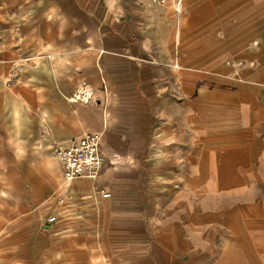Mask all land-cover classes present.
<instances>
[{
  "label": "rangeland",
  "instance_id": "obj_1",
  "mask_svg": "<svg viewBox=\"0 0 264 264\" xmlns=\"http://www.w3.org/2000/svg\"><path fill=\"white\" fill-rule=\"evenodd\" d=\"M181 1L178 8L153 0H0V37L14 47L9 65L0 60V122L9 128L5 147L25 154L27 163L41 155V180L26 187L29 201L23 204L35 197L30 209L43 222L75 180L63 183L52 145L34 141L37 79L64 60L80 71L88 57L100 54L101 63L121 59V75L102 83L107 90L101 109L108 115L123 105L118 88L124 82L130 107L145 111L151 126L136 217L120 213L107 219L106 244L116 263L128 253L129 223L139 252L152 253L155 243L162 246L166 239L178 248L212 225L223 227L219 205L225 200L227 217L256 233L251 240L262 256L257 264H264V0ZM171 32L172 55L185 60L181 84L176 61L162 48ZM19 43L25 47L20 55ZM224 147L230 149L228 187L222 184ZM225 191L231 195L224 199ZM214 195L223 198L219 204L212 202ZM13 196L17 192L0 185V214L9 215ZM67 222L54 226L57 257L94 251L86 261L101 263L103 230L101 240L73 241L82 233ZM218 231L208 246L197 244L200 254L218 252L223 243Z\"/></svg>",
  "mask_w": 264,
  "mask_h": 264
},
{
  "label": "crops",
  "instance_id": "obj_2",
  "mask_svg": "<svg viewBox=\"0 0 264 264\" xmlns=\"http://www.w3.org/2000/svg\"><path fill=\"white\" fill-rule=\"evenodd\" d=\"M58 11V7H53V14H57ZM172 38L171 32L162 48L169 57L172 56L170 57L172 60L176 61L177 64L174 66L177 68L176 74L181 84L185 60L181 59L179 54L172 55L176 48L171 42ZM175 38L177 41L181 40V33L177 32ZM10 45L9 42H5V38L0 37V60L7 65L12 62L14 53V47ZM20 50L25 52L24 45L20 49L19 43L18 55ZM60 65L55 68V71L44 73L37 79L33 106L34 141L50 145H68L72 139L85 133L103 132V166L96 178L80 176L74 179L69 189L64 191V199L51 206L54 212L49 216L56 215L58 218L54 222H47L48 216L41 222L36 212L33 213L30 209L36 206L35 197L28 205L23 204L24 201H29L26 187L29 184L38 185L41 180L43 170L41 155L34 154L27 163L25 154H17L5 147L8 146L9 140L4 135V131L7 132L9 128L1 121L0 185L17 192V196H15V203L7 205L9 215L0 214V256L3 257L5 264H91L86 261V258L91 255L96 256L97 253L94 251L88 253L83 250L77 255L66 254L60 258L57 257L59 232L54 231V226L68 219L67 224L78 227L82 233L80 236L71 237L73 241L101 240V229L103 230L104 257L101 263L94 264H119L116 263L112 250L106 244V234L110 229L107 219L120 213L129 220L136 217L139 201L142 198L141 193H143V153L151 121L145 111L130 107L129 92L124 82L119 84L118 88V96L123 100V105L120 108L113 107L111 114L108 115L107 109H101V96L107 90L101 89L102 83L105 79L111 80L114 76L121 75V59L117 62L101 63L100 54L99 57H88L82 60L80 71L73 70V65L68 60H64ZM135 65L137 66V62ZM82 84L94 91L95 98L88 102L72 101L70 99L72 93ZM18 112L24 113L25 106H19ZM24 123L25 121L21 120L22 131L25 129ZM223 149L222 184L228 187L230 185L229 174H227L230 149L227 147ZM211 169L215 168L211 166ZM103 190L110 191V196L104 197ZM221 195L225 199L231 195V192L225 191ZM222 199L214 195L212 202L219 204ZM224 203L225 200L219 205L222 207L220 215L223 224L219 231V228L212 225L208 233H202V230L189 240L181 242L178 248H175L173 243L169 245L166 239L162 246L155 243L152 253L139 252V246L133 243L136 237L134 229L129 223L128 240L131 239V241L128 253L124 254L125 258L121 260L122 264L259 263L262 256L258 253L257 245H254L251 240L252 237H256V233L248 229L244 231L235 225L227 217L230 211L226 209ZM24 210L29 211L30 214L23 215ZM95 230L99 233H95ZM217 231L223 237V243L218 248V252L214 255L200 254L197 247L208 246L205 242L207 239L213 242Z\"/></svg>",
  "mask_w": 264,
  "mask_h": 264
},
{
  "label": "built area",
  "instance_id": "obj_3",
  "mask_svg": "<svg viewBox=\"0 0 264 264\" xmlns=\"http://www.w3.org/2000/svg\"><path fill=\"white\" fill-rule=\"evenodd\" d=\"M158 4L173 2L176 7H180L181 0H153ZM72 93V101L88 102L94 97V91L85 84L79 85ZM105 108V107H104ZM103 132L85 133L78 138L72 139L70 144L52 145V152L61 165V178L63 183H69L74 179L84 176L96 178L103 166L102 156ZM104 197L110 196V191L103 190ZM64 198L61 197L60 201ZM58 217L50 215L47 222H54Z\"/></svg>",
  "mask_w": 264,
  "mask_h": 264
}]
</instances>
